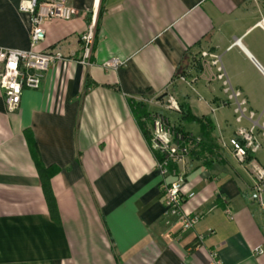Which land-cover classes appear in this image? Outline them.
<instances>
[{
  "label": "crops",
  "instance_id": "0c3cea01",
  "mask_svg": "<svg viewBox=\"0 0 264 264\" xmlns=\"http://www.w3.org/2000/svg\"><path fill=\"white\" fill-rule=\"evenodd\" d=\"M18 2L0 0V49H29L30 17ZM70 5L71 20L47 22L38 47L59 50L66 61L46 72L39 90L23 91L14 113L6 112L0 90V264H212V255L217 264H264V216L249 198L250 166L239 165L221 145L255 126L261 148L254 162L264 169V30L258 25L264 0ZM91 19L96 37L92 64L85 67L79 37ZM202 52L218 57L228 88L240 97L228 100L207 63L191 74L194 85L177 83L178 71H193ZM113 59L121 65L103 67ZM168 96L195 118L209 120L217 150L206 158L191 155L178 167L183 191L194 194L182 210L199 219L186 233L164 224L160 187L173 178L157 169L130 108L141 104L149 118L162 114L202 141L198 125L165 109ZM242 101L246 113L237 123ZM26 133L41 164L57 169L50 180L55 218ZM255 248L263 254L254 255Z\"/></svg>",
  "mask_w": 264,
  "mask_h": 264
},
{
  "label": "built area",
  "instance_id": "2783aa9c",
  "mask_svg": "<svg viewBox=\"0 0 264 264\" xmlns=\"http://www.w3.org/2000/svg\"><path fill=\"white\" fill-rule=\"evenodd\" d=\"M18 10L30 17L31 34L29 49L27 51L0 49V90L3 93L4 106L7 113H14L20 105L21 94L25 90L37 91L41 86L42 79L46 72L56 64L65 62L66 59L59 50L48 52L38 51V47L44 42V25L52 20L63 22L70 21L74 12L70 5V0H19ZM258 25L264 30V19ZM96 37V23L91 19L85 31L79 37L81 56L79 63L85 67L91 66L93 48ZM201 64H209L215 67V79L222 82L224 93L228 100L240 97L239 93L232 92L219 65V59L208 52H202ZM121 62L116 59L110 60L103 65L106 69H116ZM199 65V64H198ZM186 72L179 80L192 86L196 82V77ZM246 103L242 101L237 105L235 114L236 122L239 123L246 113ZM165 109L173 113H180L179 105L176 100L168 96ZM253 114L249 113L252 119ZM168 118L162 114L152 116L151 122V149L154 154L162 158L156 160V167L163 177L171 176L170 183L163 182L160 187L162 197L163 213L162 219L166 226L174 223L179 226L181 233L192 231L199 222L198 217L188 215L183 212L182 207L185 202L194 198V194L185 193L184 176L179 173L178 167L184 165L189 156L191 140L173 130ZM255 126L248 130L240 129L228 143L221 142L223 148H229L234 160L239 165H249L252 175V185L249 191V198L264 216V169L254 162V156L259 152L261 145L255 131ZM264 137V133H262ZM170 166L173 167L170 170ZM225 214L229 220L232 215L227 209ZM199 242L201 236H197ZM254 255H262L263 250L255 248ZM212 264L215 263V255L211 256Z\"/></svg>",
  "mask_w": 264,
  "mask_h": 264
},
{
  "label": "trees",
  "instance_id": "16d2710c",
  "mask_svg": "<svg viewBox=\"0 0 264 264\" xmlns=\"http://www.w3.org/2000/svg\"><path fill=\"white\" fill-rule=\"evenodd\" d=\"M185 70L186 68H181L178 71V74H176V78L183 76L186 72ZM192 70L194 74L201 73V68L198 64ZM130 108L132 110L133 115L136 118V121L141 131L143 132L144 136L148 138L147 130H145L146 129L145 121H148L149 114L147 113L145 107L141 104L132 102L130 104ZM180 119L188 124L198 125L201 137L203 139L201 141L196 138H193L188 133L184 132L180 128H177L178 131L181 132L182 135L188 134V137L186 138H189L191 140L192 147L190 148L189 156L191 155L198 156L199 158H201V156H204L206 158V157L211 156L213 151L214 153L217 152L215 148V140L213 142V138H212L213 126L211 125L209 120H202V119L195 118L191 114L189 108L186 105H180ZM25 135H26V139L28 142V147H29L32 160L34 162L35 168L37 170V173L40 179L41 189H42L43 196L46 201L50 216L52 218H55L57 216V210H56V203L54 200V196H53L51 186H50V180L57 173V169L54 167L45 168L41 164L36 148H35V145H34V142L32 141L29 134L26 133ZM154 156L156 160L162 159L158 157V155L156 154H154ZM171 168L173 169V167L170 166V170H172Z\"/></svg>",
  "mask_w": 264,
  "mask_h": 264
},
{
  "label": "rangeland",
  "instance_id": "374dc122",
  "mask_svg": "<svg viewBox=\"0 0 264 264\" xmlns=\"http://www.w3.org/2000/svg\"><path fill=\"white\" fill-rule=\"evenodd\" d=\"M201 55L200 54H196V56L194 57V60H193V62H192V64H191V68L193 69L194 68V65H195V67L197 66V64H201V57H200ZM191 69V70H192ZM212 72L214 73V68H213V70H212ZM192 74L193 73V71H190V72H188V74ZM176 81H178L177 83H180V84H182L183 85V87H185L186 89H187V87H186V85L184 84V83H182L179 79L178 80H176ZM188 86V85H187ZM176 89H177V87H176ZM172 93V92H171ZM177 102V101H176ZM156 115V114H155ZM149 128L151 127V122H152V117L151 118H149ZM146 122V121H145ZM145 124H147V122L145 123ZM185 127L186 128H189L187 125H185ZM145 130H147V129H145ZM173 130L175 131V132H179L178 131V129L177 128H175V127H173ZM194 130L196 131V128H194ZM181 133V132H180ZM183 136L185 137V139H186V137H188V134L186 135H184L183 134ZM147 142L150 144V145H152V141H151V134L149 135L148 134V138H147ZM188 157H190V156H188ZM188 159V158H187Z\"/></svg>",
  "mask_w": 264,
  "mask_h": 264
}]
</instances>
